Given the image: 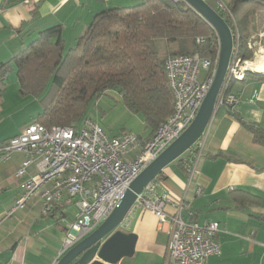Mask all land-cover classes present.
Here are the masks:
<instances>
[{"label": "crops", "instance_id": "obj_1", "mask_svg": "<svg viewBox=\"0 0 264 264\" xmlns=\"http://www.w3.org/2000/svg\"><path fill=\"white\" fill-rule=\"evenodd\" d=\"M25 1L0 0V65L13 61L43 32L58 26L62 27L69 49L98 14L147 0H44L38 4ZM233 1L210 0L209 5L217 10L220 5L230 7ZM259 17L258 30L263 22ZM160 44L163 58L178 47L177 42L159 41L156 46ZM2 83L0 146L19 135L43 112L37 98L20 93L15 62ZM231 92L241 99L235 116L225 108L216 110L203 137L204 147L194 177L186 168L190 156L186 153L166 167L153 185L158 197L168 198V214L178 213V203L184 202L190 205L189 211H181L184 220L190 219L191 212L201 225H220L216 240L221 254L208 258L206 264H264V147L254 143L252 134L239 121L264 129V77L249 74L244 81L233 83ZM138 135L145 140L151 138L149 132ZM23 161L22 154H14L9 161L0 162V264H55L67 220L74 218L70 207H76L65 198L54 213L44 216L42 200L35 196L25 209L9 217L8 212L20 195V181L15 175ZM29 174H35V169L31 168ZM198 188L202 191L199 196ZM122 230L136 235L137 242L133 256L119 264H173L168 256L170 225H160L154 213L133 209Z\"/></svg>", "mask_w": 264, "mask_h": 264}, {"label": "built area", "instance_id": "obj_2", "mask_svg": "<svg viewBox=\"0 0 264 264\" xmlns=\"http://www.w3.org/2000/svg\"><path fill=\"white\" fill-rule=\"evenodd\" d=\"M42 1L26 0L25 3ZM169 1L184 4L194 11L184 0ZM202 1L209 5L210 0ZM215 11L225 20L231 18L232 25L229 26L234 37V50L217 97L216 110L225 108L234 112L241 99L231 92L230 87L235 82L244 81L249 71L242 70L246 61L238 58L240 36L229 7L220 5ZM211 29L214 33L211 40L218 48L214 60L198 54L166 56L165 69L173 96V112L150 139L145 140L133 133L110 137L92 119L84 120L81 125L52 128L35 121L0 146V162L9 161L14 154L24 156L15 175L20 181V195L8 212L9 217L25 209L35 196L42 200L41 214L44 216L51 215L65 198H69L77 209L76 216L65 228V240L57 262L108 219L134 180L196 119L214 83L219 64L220 39ZM197 43L202 44L204 40L198 39ZM203 137L186 152L190 154L186 168L191 177H194L202 155ZM31 168L35 169L33 175L29 174ZM201 193L198 188L196 194ZM167 201L166 196L156 195L152 183L137 196L131 211H151L160 225H170L168 256L173 264H206L208 258L220 256L216 240L221 232L220 225L216 222L201 225L191 212L190 219L184 220L181 211L190 209V205L184 202L178 203V213L168 214L165 212ZM123 225L124 222L121 230Z\"/></svg>", "mask_w": 264, "mask_h": 264}, {"label": "trees", "instance_id": "obj_3", "mask_svg": "<svg viewBox=\"0 0 264 264\" xmlns=\"http://www.w3.org/2000/svg\"><path fill=\"white\" fill-rule=\"evenodd\" d=\"M229 10L240 36L238 58L252 61L254 51L249 45L262 40L264 28L258 30L257 23L264 14V0H234ZM226 22L232 25L231 18ZM212 35L211 27L194 11L169 0L107 10L95 17L75 46L66 48L58 26L43 32L13 61L1 64L0 94L15 62L20 93L39 100L43 112L36 122L45 127L80 125L91 119L86 116L89 104L114 91L129 113L142 118L152 136L173 112L166 57L158 52L157 42H177L170 55L198 54L214 60L218 48ZM198 39L204 43L198 44ZM239 121L254 143L264 147V129Z\"/></svg>", "mask_w": 264, "mask_h": 264}, {"label": "water", "instance_id": "obj_4", "mask_svg": "<svg viewBox=\"0 0 264 264\" xmlns=\"http://www.w3.org/2000/svg\"><path fill=\"white\" fill-rule=\"evenodd\" d=\"M184 1L213 28L220 39L219 64L214 83L194 122L134 180L126 190L119 206L108 219L63 255L56 264H119L122 259L132 257L137 237L122 231L120 226L131 211L137 196L152 184L166 167L188 152L206 133L216 112L217 97L228 72L234 50V37L229 24L210 5L202 0ZM249 73L264 76L262 73L251 71Z\"/></svg>", "mask_w": 264, "mask_h": 264}, {"label": "rangeland", "instance_id": "obj_5", "mask_svg": "<svg viewBox=\"0 0 264 264\" xmlns=\"http://www.w3.org/2000/svg\"><path fill=\"white\" fill-rule=\"evenodd\" d=\"M174 4V3H172ZM178 5V4H174ZM259 19H263L260 29L264 28V14L260 15ZM264 34L261 33V35ZM264 36V35H263ZM261 37V41H254L253 43V59L256 60L259 56L264 53V37ZM157 46V50L160 55L164 56V49L161 46ZM247 62V61H246ZM241 64L239 65V67ZM120 95L117 92H109L103 95L97 101H93L89 104L86 116L96 122L110 137H117L127 132H133L136 135L144 134L147 135L146 126L140 116L129 113L124 106L119 102ZM37 120V119H36ZM81 125V124H80ZM70 214L75 217L77 209L70 207ZM71 221L67 220V225ZM65 240V234L63 241Z\"/></svg>", "mask_w": 264, "mask_h": 264}, {"label": "bare ground", "instance_id": "obj_6", "mask_svg": "<svg viewBox=\"0 0 264 264\" xmlns=\"http://www.w3.org/2000/svg\"><path fill=\"white\" fill-rule=\"evenodd\" d=\"M242 70L264 74V53L259 56L256 60L247 61L242 66Z\"/></svg>", "mask_w": 264, "mask_h": 264}]
</instances>
